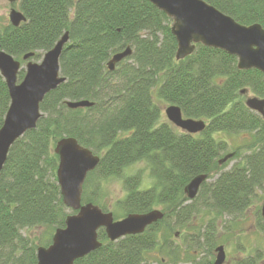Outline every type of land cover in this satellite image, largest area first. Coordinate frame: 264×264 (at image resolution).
Here are the masks:
<instances>
[{"label":"trees","instance_id":"obj_1","mask_svg":"<svg viewBox=\"0 0 264 264\" xmlns=\"http://www.w3.org/2000/svg\"><path fill=\"white\" fill-rule=\"evenodd\" d=\"M204 1L243 25L264 28V0ZM18 3L26 21L0 29V50L24 65L28 53L41 61L67 31L70 40L60 58L66 82L45 96L37 127L13 144L0 173V264H37L38 247L49 246L75 213L63 203L57 180L54 149L65 137L100 156L84 183L83 204L110 212L107 187L119 180L123 194L111 211L116 220L155 209L164 214L144 233L117 241L100 229L102 246L74 264H213L223 227L233 225H220V219L244 217L264 196V116L247 107L242 93L264 99V73L240 70L236 56L202 44L177 60L172 20L149 0ZM128 47L132 54L110 71L108 62ZM24 75L23 68L18 81ZM81 100L94 105L67 106ZM157 100L180 107L185 118L204 120L205 130L189 134L176 128ZM10 102L0 74V128ZM242 133L251 140L230 151L223 135ZM230 153L234 156L220 163ZM136 164L149 170V183L142 170L126 173ZM199 175L208 179L190 201L185 188ZM256 222L264 235L259 209ZM44 228L46 237L38 240L33 231ZM235 247L251 252L242 241ZM228 264H264V249Z\"/></svg>","mask_w":264,"mask_h":264},{"label":"water","instance_id":"obj_2","mask_svg":"<svg viewBox=\"0 0 264 264\" xmlns=\"http://www.w3.org/2000/svg\"><path fill=\"white\" fill-rule=\"evenodd\" d=\"M7 1L14 5L20 0ZM149 1L172 20L171 29L178 44L177 60L190 56L196 46L202 44L236 56L240 70L257 69L264 73V28L260 24L243 25L204 0ZM9 20L10 24L18 27L26 21V17L13 7ZM69 40L67 31L39 62L30 59L34 53L26 54L23 57L25 66L11 54L0 50V74L7 84L11 100L0 128V173L13 144L37 127L42 116L40 105L45 96L66 82L67 79L61 75L60 58ZM131 54L130 47L115 54L108 62L109 70L113 71L118 63ZM22 68L25 69V75L18 81ZM242 93L245 94V91ZM245 103L249 109L264 116V99L255 96ZM93 105L88 100L67 102V106L73 109ZM165 114L170 123L189 134L201 133L207 125L204 120L185 118L181 108L176 105L167 106ZM54 152L59 156L57 180L63 203L75 213L67 217L64 228L55 231L49 246L38 247L37 264H74L77 259L102 246L100 229L105 230L110 241H117L128 235L142 234L149 226L163 219V212L155 209L116 220L111 211L104 212L93 203L83 204L84 183L88 174L98 167L100 156L71 137L59 140ZM233 156L232 153L226 155L220 163H225ZM207 179L206 175H199L186 186L185 194L190 201L196 198ZM261 214L264 218V202ZM215 252L213 264H228L223 245L218 246Z\"/></svg>","mask_w":264,"mask_h":264},{"label":"rangeland","instance_id":"obj_3","mask_svg":"<svg viewBox=\"0 0 264 264\" xmlns=\"http://www.w3.org/2000/svg\"><path fill=\"white\" fill-rule=\"evenodd\" d=\"M15 7L17 10L19 9V3L11 4L7 0H0V29L4 28L8 24H10L9 20V14L11 9ZM25 65V64H24ZM254 97L252 93H245L243 94V99L246 101L249 98ZM158 105L161 107L163 112V117L165 120H168L165 114V109L168 104H166L164 101L157 100L156 101ZM223 137L228 141L229 143V150L233 151L237 147L243 146L245 143L249 142L251 140V135L247 133L242 134H225ZM238 160H234L230 163L228 166V169L236 163ZM142 170V173L144 175L146 183H149V170L145 167L144 164H136L132 166L131 168L127 169L126 173L131 174L135 171ZM108 195L107 198L104 200V202L108 205L109 210H113L112 204L123 194V186L122 183L119 180H115L112 182L111 186L107 187ZM264 202V196L260 199L259 202H257L251 209L245 214L244 217L232 221L231 217H223L220 219V225L229 224L232 223V227L227 230L223 227L222 232L220 233L221 236L219 238V245H223L225 247L226 253H227V262H232L234 258L244 256L247 253H251L252 249L260 248L264 249V235L257 230L256 226V213L259 209L261 211L262 204ZM202 220L200 218L195 220L194 226H197L199 228ZM189 230H183L180 232V234L175 238L177 243L183 242V234L185 233H191V227L188 228ZM180 230V229H179ZM46 231L47 229H38L33 231V235L37 236L38 240H42L46 237ZM26 233V232H25ZM28 233V232H27ZM238 241H242L251 252H240L238 249H236L235 244Z\"/></svg>","mask_w":264,"mask_h":264}]
</instances>
